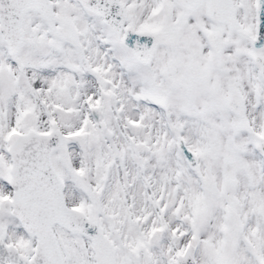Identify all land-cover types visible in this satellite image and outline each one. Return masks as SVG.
<instances>
[{
    "label": "snow or ice",
    "instance_id": "1",
    "mask_svg": "<svg viewBox=\"0 0 264 264\" xmlns=\"http://www.w3.org/2000/svg\"><path fill=\"white\" fill-rule=\"evenodd\" d=\"M0 264H264V0H0Z\"/></svg>",
    "mask_w": 264,
    "mask_h": 264
}]
</instances>
